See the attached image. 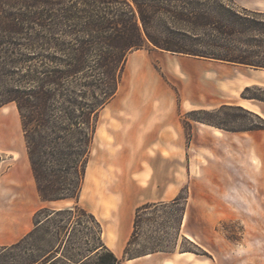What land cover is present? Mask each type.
Returning <instances> with one entry per match:
<instances>
[{
	"label": "trees",
	"instance_id": "trees-1",
	"mask_svg": "<svg viewBox=\"0 0 264 264\" xmlns=\"http://www.w3.org/2000/svg\"><path fill=\"white\" fill-rule=\"evenodd\" d=\"M246 12L234 0H0V107L13 102L17 108L39 198L73 202L38 209L28 233L0 245V264H121L104 244L99 221L78 203L99 113L114 97L133 51L152 47L247 63L239 46L236 53L225 44L242 33ZM213 33L225 43L214 42ZM260 120L257 129L264 128ZM158 205L136 208L123 257H133L129 249L141 214ZM75 211L91 223L78 259L69 249L65 255L78 223ZM62 213L68 215L65 235L42 251V234L57 227ZM58 257L68 263L55 262Z\"/></svg>",
	"mask_w": 264,
	"mask_h": 264
},
{
	"label": "rangeland",
	"instance_id": "rangeland-1",
	"mask_svg": "<svg viewBox=\"0 0 264 264\" xmlns=\"http://www.w3.org/2000/svg\"><path fill=\"white\" fill-rule=\"evenodd\" d=\"M245 19L240 35L226 37V43L217 33H213L211 39L216 43L224 42L236 53V46H239V52L247 61L258 62L253 57L257 54L256 46L259 43L264 46V15L246 12ZM254 20L257 21L255 26L252 24ZM192 60V68L208 70L209 66L203 63V58L193 57ZM149 71L156 72L154 68L148 67L124 68L114 97L103 108L101 117H98L100 123L116 119L114 115L119 114L117 109H135L140 105L162 102L147 91L144 79L139 77ZM172 85V96L163 103H174L178 108L180 127L184 133L182 144H170V151L161 153L157 142H114L103 130L97 135L95 131L91 144L90 163L88 162L86 169L88 175L97 179L96 182L104 189L101 190L104 196L112 199L134 196L132 205L136 206L135 210L145 203L160 204L141 214L135 239L129 249L130 256L137 259L126 261L132 258L123 257L122 253L121 262H264V254H259L261 250L258 251V248L264 247V221L258 216L264 214V179L257 175L255 164L258 160L254 159L253 163L251 159L241 158L239 141H226L221 135L222 130L239 132L257 129L255 127L261 125V120L235 105L182 112L180 96L174 84ZM246 95L263 98L264 90L252 87ZM110 109L116 112L107 115ZM226 151L228 154L224 157ZM25 156L26 148L17 108L13 102L4 104L0 107V174L11 164L21 162ZM137 166L145 168L147 172L139 176L131 175L130 171ZM161 166H167L169 170V191L163 195L164 201L144 202L160 194L154 186L150 188L147 182L153 177L151 168ZM157 178L159 180L161 176L158 175ZM114 183L120 186L119 191L112 190ZM230 186L233 190H226ZM60 205L65 206V202ZM74 220L78 223L74 224L65 255L68 256L69 249L78 259L86 248L84 239L91 223L79 211H75ZM55 225L57 227L51 229L49 235L42 234L44 240L38 243L42 251L55 245L58 235H65L63 229L68 227V215L62 213L55 217ZM42 230L44 231V227ZM3 233L6 230L0 228V235ZM155 249L158 251L151 252ZM154 253L156 254L149 255ZM53 260L68 263V260L61 257Z\"/></svg>",
	"mask_w": 264,
	"mask_h": 264
},
{
	"label": "crops",
	"instance_id": "crops-1",
	"mask_svg": "<svg viewBox=\"0 0 264 264\" xmlns=\"http://www.w3.org/2000/svg\"><path fill=\"white\" fill-rule=\"evenodd\" d=\"M234 1L236 5L250 12L264 15V0ZM256 47L257 54L253 58H256L258 62L230 63L204 59L203 63L209 66L208 70L204 71L192 68L194 60L190 56L152 47L133 51L129 54L125 67L154 68L156 72L149 71L139 77L144 79L147 91H150L153 96L158 98V101L162 102L140 105L135 109H117L119 114L114 115L116 119L114 118L111 122L106 121L103 124L98 119L96 135L103 130L114 142L143 144L157 142L160 144L161 153L170 151V144H182L184 133L180 127L178 108L174 103H163L166 99L170 100L172 96V84L180 96V111L182 112L235 105L264 121V97L246 95V92L252 87L264 90V46L259 43ZM157 70L160 72L158 73ZM104 109L100 112L99 118ZM114 111L116 112L114 109L108 110L107 115H112L111 113ZM127 111L132 112L128 113ZM221 135L226 141H239L242 150L241 158L251 159L253 163H255L254 159L258 160L255 164V168L258 169L257 175L264 179V128L239 132L222 130ZM178 152L179 150H177ZM227 154L226 151L224 157H227ZM161 155L159 154L160 157H163ZM151 170V176L153 174L155 179L151 177L147 183L150 188L154 186L160 194L158 197L144 202L164 201L163 195L168 193L170 185L169 170L167 166L164 168L162 166L155 167ZM146 172L145 168L137 166L130 171V174L139 176ZM177 174H179L178 171ZM158 175L161 176L159 180H157ZM96 180L88 175L86 169L78 203L99 221L104 244L120 258L133 229L136 207L132 205L134 196L127 199L108 198L101 193V190L104 189ZM112 190L119 191L120 186L114 183ZM226 190L232 191L233 187L230 186ZM61 202H65V206H61ZM72 204L73 202L68 200L46 202L39 198L26 153L21 162L11 164L6 171L0 174V228L6 230V233L0 235V245L8 246L16 243L28 233L34 227L32 214L38 209L59 210L68 208ZM258 216H261L264 221V214H258ZM259 250H261L259 254H264V247L258 248ZM135 259L137 258L126 261ZM171 264L183 263L174 262ZM257 264H264V262Z\"/></svg>",
	"mask_w": 264,
	"mask_h": 264
}]
</instances>
